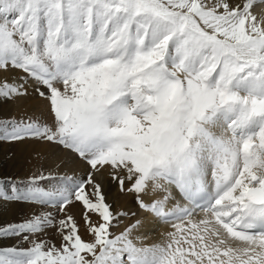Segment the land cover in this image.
Masks as SVG:
<instances>
[{
	"label": "snow or ice",
	"instance_id": "6c2138e0",
	"mask_svg": "<svg viewBox=\"0 0 264 264\" xmlns=\"http://www.w3.org/2000/svg\"><path fill=\"white\" fill-rule=\"evenodd\" d=\"M29 98L0 142L79 170L0 181L34 209L0 264H264V0H0V102Z\"/></svg>",
	"mask_w": 264,
	"mask_h": 264
},
{
	"label": "bare ground",
	"instance_id": "6f19581e",
	"mask_svg": "<svg viewBox=\"0 0 264 264\" xmlns=\"http://www.w3.org/2000/svg\"><path fill=\"white\" fill-rule=\"evenodd\" d=\"M25 110H27L29 114H39L43 109L38 100L31 98L23 102H0V120L14 116L18 117ZM60 162V155L53 154L46 145L30 141L23 143L0 142V181L7 182L8 178H11L13 181L24 180L41 165L45 170L51 169L53 173H56L57 171L62 173L70 168H76L79 170V166L77 165H68L67 168L61 165L60 168L57 169V165L60 164ZM4 185L9 184L5 183ZM5 190L10 192L11 187L9 186L8 188H5ZM109 197L113 201L115 208L136 211V206L130 199H117L115 196V190H113V193L109 194ZM33 211V208L24 204H5L3 201H0V224L17 222L29 216ZM164 230L165 227L163 225L156 226L151 232L152 238L158 239L159 234ZM48 238L56 240V237L52 232H49ZM5 243L12 246L16 241L11 239L4 241V244ZM24 246L26 247L27 245Z\"/></svg>",
	"mask_w": 264,
	"mask_h": 264
},
{
	"label": "rangeland",
	"instance_id": "374dc122",
	"mask_svg": "<svg viewBox=\"0 0 264 264\" xmlns=\"http://www.w3.org/2000/svg\"><path fill=\"white\" fill-rule=\"evenodd\" d=\"M7 143V142H5ZM5 188H8L10 185H3ZM11 240V239H0V247H9L10 245L4 244V241ZM3 245V246H2Z\"/></svg>",
	"mask_w": 264,
	"mask_h": 264
}]
</instances>
